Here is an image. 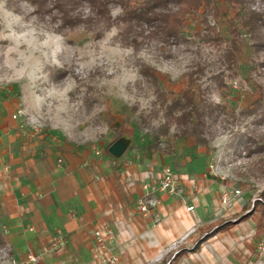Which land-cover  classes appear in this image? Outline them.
Masks as SVG:
<instances>
[{
	"label": "rangeland",
	"instance_id": "rangeland-1",
	"mask_svg": "<svg viewBox=\"0 0 264 264\" xmlns=\"http://www.w3.org/2000/svg\"><path fill=\"white\" fill-rule=\"evenodd\" d=\"M251 1L264 11V0ZM220 2L225 15L215 31L225 38L233 13ZM83 12L88 14L89 9ZM120 12L113 7L114 16ZM55 29L29 3L10 6L8 0H0V193L8 185L6 172L14 153L114 156L112 126H123L120 140L126 149H143L142 142L165 121L159 91L141 73L144 64L157 70L161 90L169 93L179 92L185 74L202 66L204 74L195 76L215 108L208 117L215 134L212 143L219 138L227 152L240 148L244 164L252 159L249 174L264 181V43L244 34L246 53L231 69L223 60L227 40L210 42L205 35L198 36L202 24L195 16L186 21L185 39L154 40L139 50L120 41L117 27L99 40L82 28L69 37ZM178 131L173 125L171 132ZM189 143L180 140V148L190 150ZM262 253L257 246V258ZM9 260L6 242L0 245V264Z\"/></svg>",
	"mask_w": 264,
	"mask_h": 264
},
{
	"label": "crops",
	"instance_id": "crops-1",
	"mask_svg": "<svg viewBox=\"0 0 264 264\" xmlns=\"http://www.w3.org/2000/svg\"><path fill=\"white\" fill-rule=\"evenodd\" d=\"M218 139L209 149L179 145L175 155L137 148L120 157L14 153L8 185L0 193V224L12 258L8 264H101L95 230L103 223L113 229L112 245L122 264H170L175 249L186 252L174 264H264V252L256 256L264 240V234L256 235L258 212L246 216L264 189L249 174L252 159L244 164L240 148L227 152ZM217 161L225 177L211 172ZM228 161L235 163L230 170ZM166 165L183 176L181 185L176 193H157L159 205L144 216L138 208L146 194L143 184L155 182ZM227 187L242 190L231 207L220 199ZM227 222L232 223L229 229L211 234ZM57 230L64 232L67 244L50 252ZM29 253L39 255V262H29Z\"/></svg>",
	"mask_w": 264,
	"mask_h": 264
},
{
	"label": "trees",
	"instance_id": "trees-1",
	"mask_svg": "<svg viewBox=\"0 0 264 264\" xmlns=\"http://www.w3.org/2000/svg\"><path fill=\"white\" fill-rule=\"evenodd\" d=\"M26 2L34 7V12L41 19L49 18L56 25V31L69 37L72 32L82 28L90 33L92 38L99 40L114 27L119 29L120 41L139 50L143 45L154 40L163 43H177L185 39L186 21L191 16L200 19L202 30L198 36H206L210 42L227 40L223 60L228 68L234 69L239 65L246 53L244 34H249L264 43V11L252 5L251 0H222L227 11L233 16L227 19L228 37L216 32V23L222 21L224 13L220 0H8L10 6L15 2ZM113 7L121 9L114 16ZM89 9L85 14L83 10ZM211 18L214 22L211 21ZM259 39V41H258ZM205 70L199 65L196 71L185 74V84L177 93L162 91L157 70L152 66H143L141 73L158 89L159 104L164 109V123L154 134L143 141V150L160 152L163 155H175L179 141L191 142L198 146L211 148L215 138L208 122L215 108L209 103L195 74H204ZM221 78L219 82H221ZM175 125L179 131L172 133ZM115 142L124 132L123 126H112ZM165 138V140H163ZM256 201L249 214L258 212L257 236L264 234V197ZM244 217H241V220ZM231 222L214 228L211 234L229 229ZM200 241L192 248L196 249ZM6 244V237L0 224V245ZM186 250H179L172 258L174 264Z\"/></svg>",
	"mask_w": 264,
	"mask_h": 264
},
{
	"label": "built area",
	"instance_id": "built-area-1",
	"mask_svg": "<svg viewBox=\"0 0 264 264\" xmlns=\"http://www.w3.org/2000/svg\"><path fill=\"white\" fill-rule=\"evenodd\" d=\"M61 161V160H60ZM241 163V161H239ZM235 163L233 161H228L226 165L228 170ZM210 170L215 175H224V169L220 165V161L211 164ZM183 176L171 165H166L163 167L158 178L155 182L145 181L143 188L146 190V194L138 202V208L144 216H149L151 211L156 208L160 201L157 197V193L166 192V193H176L181 185ZM256 185L264 189V181H259L255 179ZM193 187L196 188V184H193ZM242 190L234 187L224 188L221 192V203L224 207H231L236 199L241 196ZM256 201H263L260 195L255 196L252 199V208L254 207ZM194 209V205L188 206V210L191 211ZM194 231V230H193ZM114 232L110 225L101 224L95 230V254L99 258L101 264H122L120 254L114 249L112 245V238ZM67 240L64 232L57 230L55 236L52 238L49 251H61L66 247ZM261 252H264V240L260 244ZM178 250L175 252V254ZM29 262H39L40 256L35 253H29L28 255ZM13 264H21L19 260H14Z\"/></svg>",
	"mask_w": 264,
	"mask_h": 264
},
{
	"label": "water",
	"instance_id": "water-1",
	"mask_svg": "<svg viewBox=\"0 0 264 264\" xmlns=\"http://www.w3.org/2000/svg\"><path fill=\"white\" fill-rule=\"evenodd\" d=\"M125 150H126V145L120 139L116 141L110 148L111 153L117 157L122 156Z\"/></svg>",
	"mask_w": 264,
	"mask_h": 264
}]
</instances>
